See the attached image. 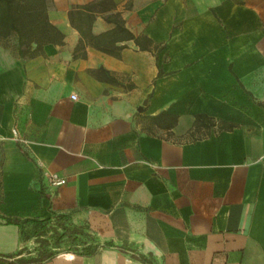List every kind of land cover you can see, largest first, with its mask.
Listing matches in <instances>:
<instances>
[{"label":"crops","instance_id":"obj_1","mask_svg":"<svg viewBox=\"0 0 264 264\" xmlns=\"http://www.w3.org/2000/svg\"><path fill=\"white\" fill-rule=\"evenodd\" d=\"M47 7L0 44V264L58 215L101 247L39 264H264V0Z\"/></svg>","mask_w":264,"mask_h":264},{"label":"trees","instance_id":"obj_2","mask_svg":"<svg viewBox=\"0 0 264 264\" xmlns=\"http://www.w3.org/2000/svg\"><path fill=\"white\" fill-rule=\"evenodd\" d=\"M47 9V0H0V44L23 55L33 52L32 44L37 49L54 40L57 32L48 20ZM38 234L45 237L38 239L40 249L28 260L30 264L50 260L57 254L52 248L65 246L67 251L92 255L101 247L83 228L66 224L61 215L51 223H40Z\"/></svg>","mask_w":264,"mask_h":264},{"label":"built area","instance_id":"obj_3","mask_svg":"<svg viewBox=\"0 0 264 264\" xmlns=\"http://www.w3.org/2000/svg\"><path fill=\"white\" fill-rule=\"evenodd\" d=\"M72 98H75V95H72ZM50 181H51V184L54 186H59V185L65 184L66 182L64 178H59L56 175H51Z\"/></svg>","mask_w":264,"mask_h":264}]
</instances>
